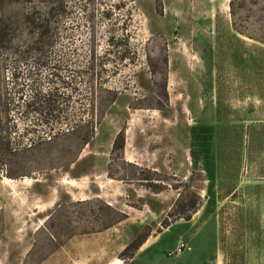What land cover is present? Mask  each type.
Wrapping results in <instances>:
<instances>
[{
    "label": "rangeland",
    "instance_id": "374dc122",
    "mask_svg": "<svg viewBox=\"0 0 264 264\" xmlns=\"http://www.w3.org/2000/svg\"><path fill=\"white\" fill-rule=\"evenodd\" d=\"M0 16V264H105L116 226L126 264H264V0Z\"/></svg>",
    "mask_w": 264,
    "mask_h": 264
},
{
    "label": "crops",
    "instance_id": "0c3cea01",
    "mask_svg": "<svg viewBox=\"0 0 264 264\" xmlns=\"http://www.w3.org/2000/svg\"><path fill=\"white\" fill-rule=\"evenodd\" d=\"M149 237L145 240V242L141 246L140 251L144 245H145L144 249L150 248L151 242L149 240ZM82 238L85 240H89V241L106 240L110 244H112V247L105 248L106 256H105V259L103 260L105 262V264H126L125 260L114 258V255L116 253V247H115L116 244H118L117 248L119 250V240H118V238H119V226H116L115 228H110L107 230L99 231V232H96L95 234H92V235L83 236ZM93 261H95V259L86 258V259L80 260L79 263L89 264V263H92ZM130 261H135V262L140 263V264H155V263H158L161 261L163 262V260H161V258H159V257L151 256V255H139V254L130 258Z\"/></svg>",
    "mask_w": 264,
    "mask_h": 264
},
{
    "label": "trees",
    "instance_id": "16d2710c",
    "mask_svg": "<svg viewBox=\"0 0 264 264\" xmlns=\"http://www.w3.org/2000/svg\"><path fill=\"white\" fill-rule=\"evenodd\" d=\"M1 16H0V20H1ZM3 20V19H2ZM4 35H6V33L2 30V28H0V37H3ZM9 42V38H0V48L1 47H6V44ZM17 74L15 73L13 76L17 77L16 76ZM1 102V101H0ZM1 111H5V108L1 109L0 107V112ZM2 134H3V129L0 127V142L2 141ZM7 144L10 145V147L8 148V154H12L14 151H15V148L12 147V143H13V140H12V137L11 136H8L7 137ZM3 175H6L8 176L9 178H12L14 177V174H12L10 172V170L8 169V165L6 162H1L0 160V178L3 176Z\"/></svg>",
    "mask_w": 264,
    "mask_h": 264
},
{
    "label": "built area",
    "instance_id": "2783aa9c",
    "mask_svg": "<svg viewBox=\"0 0 264 264\" xmlns=\"http://www.w3.org/2000/svg\"><path fill=\"white\" fill-rule=\"evenodd\" d=\"M177 250H178V252H181L182 251V247H179Z\"/></svg>",
    "mask_w": 264,
    "mask_h": 264
},
{
    "label": "bare ground",
    "instance_id": "6f19581e",
    "mask_svg": "<svg viewBox=\"0 0 264 264\" xmlns=\"http://www.w3.org/2000/svg\"><path fill=\"white\" fill-rule=\"evenodd\" d=\"M118 263V262H117Z\"/></svg>",
    "mask_w": 264,
    "mask_h": 264
}]
</instances>
